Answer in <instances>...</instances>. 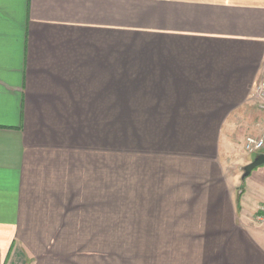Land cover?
I'll list each match as a JSON object with an SVG mask.
<instances>
[{"label":"crops","instance_id":"obj_1","mask_svg":"<svg viewBox=\"0 0 264 264\" xmlns=\"http://www.w3.org/2000/svg\"><path fill=\"white\" fill-rule=\"evenodd\" d=\"M263 85L264 0H0V264H264Z\"/></svg>","mask_w":264,"mask_h":264},{"label":"built area","instance_id":"obj_2","mask_svg":"<svg viewBox=\"0 0 264 264\" xmlns=\"http://www.w3.org/2000/svg\"><path fill=\"white\" fill-rule=\"evenodd\" d=\"M259 98L264 102V85L258 90ZM245 150L247 154H262L264 153V138L255 136H248L245 141ZM255 221L259 225H264V205L259 209L255 215Z\"/></svg>","mask_w":264,"mask_h":264},{"label":"water","instance_id":"obj_3","mask_svg":"<svg viewBox=\"0 0 264 264\" xmlns=\"http://www.w3.org/2000/svg\"><path fill=\"white\" fill-rule=\"evenodd\" d=\"M262 166H264V153L257 155V157H255L251 163L243 167L242 180L244 181L245 179L250 177L253 171Z\"/></svg>","mask_w":264,"mask_h":264},{"label":"rangeland","instance_id":"obj_4","mask_svg":"<svg viewBox=\"0 0 264 264\" xmlns=\"http://www.w3.org/2000/svg\"><path fill=\"white\" fill-rule=\"evenodd\" d=\"M254 157H255V155L253 154V157H251V158H254ZM260 168H261V167H260ZM260 168H259V169H260ZM251 180H252V178H249L248 181H247V184H249V183L251 182ZM255 222H256V221H255ZM256 223H257V222H256Z\"/></svg>","mask_w":264,"mask_h":264}]
</instances>
